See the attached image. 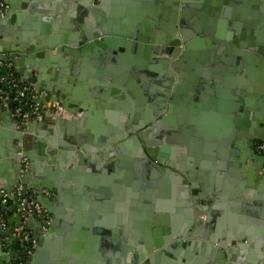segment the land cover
I'll return each mask as SVG.
<instances>
[{
  "label": "crops",
  "instance_id": "0c3cea01",
  "mask_svg": "<svg viewBox=\"0 0 264 264\" xmlns=\"http://www.w3.org/2000/svg\"><path fill=\"white\" fill-rule=\"evenodd\" d=\"M70 1L76 3V0ZM104 2L100 0L91 5L100 8ZM116 3L123 4L121 0H108L107 6L111 9ZM16 4L19 9L15 11L13 22L21 27L36 25V29H15L16 33L39 35L44 32L67 42L73 51L68 54L54 48L41 57L33 54L14 58L12 67L16 75L27 82L38 78L34 85L45 92L43 121L30 122L20 129L18 122L0 107V152L10 155L9 151L15 149L10 133L17 128L23 131L28 138L23 149L32 159L29 177L38 180L39 175L43 176L55 191L46 196L54 212L53 215L46 212L48 223L53 222L54 228L46 242L40 240L44 243L34 264H78L82 260L93 263L87 258L88 254L100 261L93 264H104L103 257L115 258L113 242L128 240L131 244H141L140 240L147 237L144 230L147 224H150L152 240L153 224L171 228L172 221L169 218L167 223L157 222V202L163 209L160 215H177L179 221L174 228L185 225L190 212L193 214L184 235L178 233L176 239L170 241L164 238L171 237V233L157 235L164 245L175 243L177 239L181 245L172 253L163 252L162 264H195L200 257V244L219 247V243L225 241L229 249L239 248L238 262L253 264L252 255L260 248L256 238L242 237L235 242L227 236L219 238V234L242 228L255 230L258 236L264 229V225L257 227L246 220L248 217L263 224V200L252 199L254 204L245 207L229 202L230 199L239 201L240 196L235 192L240 185L236 181L251 182L261 174L260 168L264 169V157L249 146L258 132L264 131L263 78L259 80L253 72H246L247 66H259V61L251 58L245 63L242 60L244 67L239 71L236 68L238 55L232 50L223 52L221 48L205 44L191 49L193 56L178 67L180 79L177 80L174 73L175 78L165 89L164 113L168 117L165 159L174 167L169 168L170 174L163 176L149 167L145 159L131 153L118 157L116 151L117 144L126 140L123 133L129 132V128L139 130V123L147 118V123L153 120L158 110L160 88L156 75L153 69L147 71L148 75L140 70L147 63L156 67L158 62L153 57L157 56L144 55L134 47L127 50V59L122 48L112 50L108 56L103 50L90 55L73 44L80 31L73 20L67 21V29L62 22H58L61 29L50 27V17L59 3L52 12L39 17L34 12H41L40 7L31 9L22 0H16ZM73 5L71 10L77 12L78 8ZM260 9H264V3H259L258 12ZM258 30L264 36V29ZM141 81H145V86ZM57 97L66 99L67 106ZM108 137H113V154L108 160L98 151L81 148L95 146L92 142L103 143ZM38 143L43 144L41 154L37 152ZM12 163L10 158L0 165V181L9 178ZM257 167L260 171L254 170ZM162 177L163 184L158 180ZM259 193L264 196V191ZM209 195H213L212 198ZM219 196L233 198L219 201ZM9 208L13 211L9 212ZM19 217L13 199L6 209L0 210V219L5 224L0 234L7 239L12 237L18 230ZM39 221L34 217L27 225L29 234L41 232ZM113 228L119 230L116 237ZM50 231L43 229L45 234ZM211 234L220 242L208 241ZM37 244L35 242L34 247ZM8 254L4 255L3 264H16V256L12 258ZM30 261L28 258L26 264H31Z\"/></svg>",
  "mask_w": 264,
  "mask_h": 264
},
{
  "label": "water",
  "instance_id": "95a60500",
  "mask_svg": "<svg viewBox=\"0 0 264 264\" xmlns=\"http://www.w3.org/2000/svg\"><path fill=\"white\" fill-rule=\"evenodd\" d=\"M2 1L7 6V10L5 17L0 19V61H8L15 64L14 58L16 55H19L21 58L27 55L32 56L33 54L41 57L48 50L54 48L68 54L73 52L67 42L58 41L52 35H45L44 32L39 35H35L32 32L16 33L15 29H36L34 28L36 25L32 23L29 26L23 25L21 27L13 22L12 19L15 11L19 9L16 0ZM99 1L76 0V3H72L70 0H22L31 9L40 7L41 12H34L36 17L41 16L45 12H52L59 3L60 6L56 10L55 15L50 17V27L52 29H61L58 27V22H62L64 29H67V21L73 20L77 25L76 29H80L73 44L84 49L90 55L103 50V53L108 56L112 50L122 48L126 52L123 56L127 59L129 56L127 50L130 51V48L134 47L144 55L148 53L151 55L153 53L157 56L153 57L158 62L156 67L153 68L147 63L140 70L145 71L144 73L148 75L150 72L147 71L153 69L154 72L152 73L156 75V81L160 88L157 98L158 110L155 111L153 120L147 123V118L139 123V130L129 128V132L123 133L124 135L122 136H125L126 140L117 144L116 151L119 155L118 157L123 156L124 153H131L142 160L145 159L149 167H152L154 171L161 173L163 176L168 173L170 174L169 168L174 167V165L165 159L167 156L164 148V144L166 143L165 134L168 132L165 124L168 117L164 113L167 103V92L165 89L170 86L171 81L175 78L174 73H176L177 80L180 79L178 67L181 66V62L189 61L193 56L191 49L198 47V45L202 47L204 44L210 48H221L223 52L230 50L235 52L240 60L236 63V68L239 71H242L244 67L242 65L243 61L248 63V60L251 58L254 61H259V66H247L246 72H253L259 80L263 78L264 82V36L258 30L264 29V27L260 28V25H257L259 20L264 18V9H260L258 12L259 3H264V0H193L192 2L187 0H124L123 4L115 5L111 9L107 6L108 0H105L102 7H91V4H98ZM72 5L78 8L77 12L71 10ZM80 16H83V18L80 19ZM257 16L259 18H256ZM242 57H246V60ZM31 81L36 83L38 82V78H34ZM140 84L145 86V81H141ZM36 87L40 88L38 85ZM61 88L60 86L59 89ZM174 88L176 89V86ZM47 90H50V88L47 87ZM43 98L44 96L41 97V101ZM57 100L61 101L65 107L68 104L67 100H64L62 97H57ZM170 103L172 102L170 101ZM263 133L259 131L257 136L249 142V146L254 149V143H264ZM128 134L130 135L128 136ZM10 135L15 149L9 151L10 155L8 156L10 157L7 156L8 152L7 154L0 152V165L6 164V161L10 158L13 163L11 164L9 178L0 181V188L10 191L18 184L22 185L25 190L34 192V198L42 210L53 215L54 212L52 211L51 204L46 200L49 192H55L52 183L40 175L38 180L29 177L32 159L30 154L26 153L23 149L25 141L28 138L18 128L15 129L14 133H10ZM156 139L157 141H153ZM112 142L113 137H108L103 143L92 142L95 146L81 148L83 151H98L105 160H108L109 156L113 154ZM159 146L160 149L156 148ZM42 150L43 144L38 143L37 152L41 154ZM261 156L264 157V155ZM3 158H7L6 161H3ZM23 159L28 164L27 171L20 173L22 167L21 161ZM80 159L82 157L78 158V161ZM259 168L257 167L254 170L257 171ZM260 170L261 174L257 175L251 182L250 180L246 183L236 181V184L240 186L235 194L236 196H240V198L238 199L239 201L230 199L231 201L229 202L237 203L239 206L241 204L244 207L253 205L252 199H256L258 202L263 200L264 202V196L259 193L264 191V171L262 168ZM158 180L160 183H164V177L161 180L158 178ZM209 196V198H212L213 195ZM224 198L233 197L219 196L218 200H224ZM185 199L191 206L192 202L189 198L186 196ZM157 204L155 210L157 222L163 224L172 220L170 222L171 228L168 226L156 227L153 224L154 227L151 229L153 238L150 240V224H147V228L144 229L147 237L140 240L141 244H131L128 240L124 243L112 241L115 248L113 250L115 258L103 257L102 262L104 264H140V262L162 264L163 252L170 251L172 253L174 250L179 249L180 244H178V239L175 240V243L164 245L163 239L158 236L160 234L171 233V237L164 238V240L170 241L171 239H176L175 235L178 233L184 235L187 233L186 226L191 222L193 214L190 212L185 225L174 228L173 225L179 221L177 215H160L163 209H161L159 202ZM4 207L3 204H0V210H3ZM196 209L200 210V207H196ZM8 211L12 212L13 209L9 208ZM33 218L29 219L28 224L31 223ZM241 220L244 221V218L242 217ZM246 220L257 227L264 225V222L260 224L261 221L252 220L248 217ZM47 228L51 230L49 234L43 232V229ZM53 228V222L41 223V232L35 231L30 234L27 244L32 245L33 241L38 242L35 247L30 248L29 259L31 260V264H34L38 260L41 250L40 246L51 237ZM116 228L112 229L115 237L119 234V230ZM234 230L219 234V238L227 236L235 242L242 237L247 240L256 238L257 245L260 248L259 251L252 255V262L253 264H264V229L258 233V236L257 234L255 235V230L245 231L242 228ZM207 239L214 243L220 242V240L218 241L212 237V234ZM18 240V238L13 239L14 242H18ZM40 240L44 242H40ZM227 243L228 241L220 242L219 247L200 244V257L195 264H244L236 260L239 248L229 249ZM110 253L107 252L106 254ZM8 256L14 258L16 253L11 251ZM5 257L4 255L0 256V264H3ZM87 258L90 261L93 260V263L100 262L94 260L90 254L87 255ZM88 262L87 260H82L80 263L93 264Z\"/></svg>",
  "mask_w": 264,
  "mask_h": 264
},
{
  "label": "built area",
  "instance_id": "2783aa9c",
  "mask_svg": "<svg viewBox=\"0 0 264 264\" xmlns=\"http://www.w3.org/2000/svg\"><path fill=\"white\" fill-rule=\"evenodd\" d=\"M6 10L7 6L0 0V19L5 17ZM44 95L45 92L37 88L34 83L21 80L16 75L11 62L0 61V107L18 122L20 129H24L30 122H40L45 119V108L41 101ZM254 150L264 155V143H255ZM21 165L20 173L27 171L28 164L24 159ZM13 199L16 200L18 207L20 224L18 230L14 231L9 239L0 234V256L13 251L16 253V264H26L30 256V248L34 247L35 243L33 241L32 245L27 244L30 236L28 221L31 217H35L41 223H48V218L47 213L36 202L33 191L25 190L20 184L10 191L0 188V204L5 206L4 209ZM4 226V222L0 219V230ZM14 238H18V242H14ZM12 243H20V248L18 250L8 248Z\"/></svg>",
  "mask_w": 264,
  "mask_h": 264
},
{
  "label": "flooded vegetation",
  "instance_id": "af4514ba",
  "mask_svg": "<svg viewBox=\"0 0 264 264\" xmlns=\"http://www.w3.org/2000/svg\"><path fill=\"white\" fill-rule=\"evenodd\" d=\"M122 1V3H123V0H121ZM121 3V2H120ZM120 3H116L117 5H121ZM174 3V2H173ZM175 4V3H174ZM173 4V5H174ZM92 7V6H91ZM55 15V13L53 14V16ZM256 18H259L258 16L256 17ZM257 24V23H256ZM257 25H260V28H262V27H264V18H262V19H260L259 20V22H258V24ZM264 46V45H263ZM254 145H255V143H254ZM254 147V146H253Z\"/></svg>",
  "mask_w": 264,
  "mask_h": 264
},
{
  "label": "trees",
  "instance_id": "16d2710c",
  "mask_svg": "<svg viewBox=\"0 0 264 264\" xmlns=\"http://www.w3.org/2000/svg\"><path fill=\"white\" fill-rule=\"evenodd\" d=\"M8 248H11L12 250H18L20 248V243H12L8 246Z\"/></svg>",
  "mask_w": 264,
  "mask_h": 264
}]
</instances>
